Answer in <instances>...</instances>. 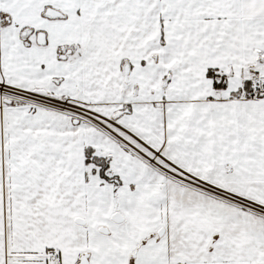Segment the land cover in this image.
<instances>
[{"label":"snow or ice","instance_id":"obj_1","mask_svg":"<svg viewBox=\"0 0 264 264\" xmlns=\"http://www.w3.org/2000/svg\"><path fill=\"white\" fill-rule=\"evenodd\" d=\"M0 264H264V0H0Z\"/></svg>","mask_w":264,"mask_h":264}]
</instances>
